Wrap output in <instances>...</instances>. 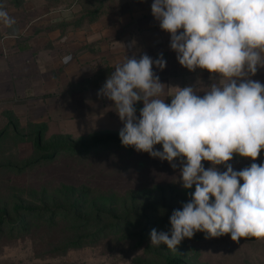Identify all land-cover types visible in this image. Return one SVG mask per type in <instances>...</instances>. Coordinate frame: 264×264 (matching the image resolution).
<instances>
[{
	"label": "clouds",
	"instance_id": "9594fccd",
	"mask_svg": "<svg viewBox=\"0 0 264 264\" xmlns=\"http://www.w3.org/2000/svg\"><path fill=\"white\" fill-rule=\"evenodd\" d=\"M151 12L171 34L180 65L205 69L219 80L202 97L186 86L161 99L165 85L153 64L163 70V54L155 61L134 54L115 66L98 92L114 102L123 146L179 166L182 187L195 185L190 200L173 210L171 232L151 230V245L177 251L197 232L264 239V164L236 171L228 163L234 155L255 161L264 150V85L250 78L264 68V0H153ZM0 18L11 23L3 11ZM157 144L162 151L154 150ZM203 161L212 166L206 169Z\"/></svg>",
	"mask_w": 264,
	"mask_h": 264
},
{
	"label": "rangeland",
	"instance_id": "374dc122",
	"mask_svg": "<svg viewBox=\"0 0 264 264\" xmlns=\"http://www.w3.org/2000/svg\"><path fill=\"white\" fill-rule=\"evenodd\" d=\"M119 1L124 0H104L102 6L109 8L110 3L117 5ZM167 73L165 70L154 72L165 85L161 99L174 93V87L186 86L193 87L202 97L212 83L219 82L213 79L215 74L205 69L189 71L179 65V71L170 72L175 77L163 78ZM250 78L264 85V68L258 67L256 74L250 75ZM102 87L89 85L88 101L82 105L74 96L70 102L69 96L62 92L55 94L52 101L51 96H40L44 103L34 104L25 112L13 108L1 111L0 133L11 119L18 123L21 133L27 134L46 126L47 137L63 134L77 142L102 133L119 135L124 125L114 102L98 96ZM171 99L169 96L165 102L170 104ZM49 100L51 105L46 103ZM135 107L139 117L143 101L137 102ZM154 150L162 151V145H155ZM34 159L31 142L17 143L7 137L2 140L0 163L11 160L14 166L0 167V206L20 199L39 205L37 200L45 195L66 202L72 195L80 194L95 206L113 208L112 211L121 214L126 221L122 228L101 235L97 242L69 247L63 252L57 251L56 247L62 245L65 238L73 240L70 233L64 231L48 233V230L40 228L15 239L2 238L0 264H164V257L168 254L178 255L189 264H264V239L255 237L233 241L230 235L207 237L203 233L191 239L185 238L177 246V251L163 244L151 245V230L140 233L147 225L140 217L146 198L150 196L147 204L163 202L172 208L182 209L195 191V185L191 189L182 187L179 166L173 169L166 160L138 152L132 146L100 147L81 155L61 153L51 163L26 164L27 160ZM175 162L179 165L178 160ZM228 163L236 171L250 167L252 163L264 164V150L255 161L234 155ZM203 164L206 169L212 166L207 161ZM217 168L221 172L226 171L224 165ZM211 199L214 201V197ZM162 220L158 217L150 228L169 232L161 225Z\"/></svg>",
	"mask_w": 264,
	"mask_h": 264
},
{
	"label": "crops",
	"instance_id": "0c3cea01",
	"mask_svg": "<svg viewBox=\"0 0 264 264\" xmlns=\"http://www.w3.org/2000/svg\"><path fill=\"white\" fill-rule=\"evenodd\" d=\"M102 2L0 0L11 21L0 18V112L29 110L44 103L40 96L62 92L70 102L74 96L79 105L87 103L89 85L103 86L126 55L147 54L155 61L162 53L169 72L163 78L175 77L170 72L179 71L180 63L171 34L152 15L153 0H124L109 8ZM159 71L153 64V72Z\"/></svg>",
	"mask_w": 264,
	"mask_h": 264
},
{
	"label": "trees",
	"instance_id": "16d2710c",
	"mask_svg": "<svg viewBox=\"0 0 264 264\" xmlns=\"http://www.w3.org/2000/svg\"><path fill=\"white\" fill-rule=\"evenodd\" d=\"M102 82H105L102 81ZM101 82V83H102ZM46 126H41L38 130L29 133H21L18 123L9 119L8 124L0 133V143L2 140L12 138L15 142H31L35 153V159L27 162L51 163L61 153L76 155L84 154L90 149L96 150L100 147H122L119 135L112 133H102L94 135L89 139L77 142L69 135H45ZM0 167H12L11 160L3 161ZM150 196L141 208V216L146 227L140 233H148L155 225L158 217L163 218L161 225L171 232L169 218L173 210L177 209L166 203L147 204ZM36 202L17 200L10 205L0 206V239H15L28 235L40 228L49 231H61L70 233L73 240H64L62 245L56 247L57 251L63 252L69 247L80 246L86 243L97 242L101 235L113 230H118L124 226L126 218L113 208H102L88 202V198L76 194L72 195L66 202L58 200L52 196H44ZM105 207V206H104ZM60 228V229H58ZM204 232H197L194 236L202 235ZM193 236V237H194ZM164 264H189L178 255L168 254L164 257Z\"/></svg>",
	"mask_w": 264,
	"mask_h": 264
}]
</instances>
